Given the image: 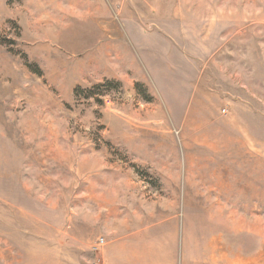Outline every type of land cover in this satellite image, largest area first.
Instances as JSON below:
<instances>
[{
  "label": "rangeland",
  "instance_id": "rangeland-1",
  "mask_svg": "<svg viewBox=\"0 0 264 264\" xmlns=\"http://www.w3.org/2000/svg\"><path fill=\"white\" fill-rule=\"evenodd\" d=\"M114 242L264 264V0H0V264Z\"/></svg>",
  "mask_w": 264,
  "mask_h": 264
},
{
  "label": "crops",
  "instance_id": "crops-1",
  "mask_svg": "<svg viewBox=\"0 0 264 264\" xmlns=\"http://www.w3.org/2000/svg\"><path fill=\"white\" fill-rule=\"evenodd\" d=\"M122 245L119 243H111L104 252L107 264H121L122 259L119 256ZM103 253V252H102Z\"/></svg>",
  "mask_w": 264,
  "mask_h": 264
},
{
  "label": "trees",
  "instance_id": "trees-1",
  "mask_svg": "<svg viewBox=\"0 0 264 264\" xmlns=\"http://www.w3.org/2000/svg\"><path fill=\"white\" fill-rule=\"evenodd\" d=\"M103 87L106 88L108 91H110V90H112V89H114V88H118V87L122 88L123 85H122V83L119 82V81H106L105 84H103V85H101V86H99V87H97V88H103ZM136 88H137V90H138L140 93L143 91V85H142L141 83H137V84H136ZM76 92H77V93L79 92L80 94L87 92L88 95H90V96H91V94L94 93V92L91 91V90H87V91H85V90H82L81 88H77V89H76ZM147 100H151L150 97H149V99H148V97H147Z\"/></svg>",
  "mask_w": 264,
  "mask_h": 264
}]
</instances>
